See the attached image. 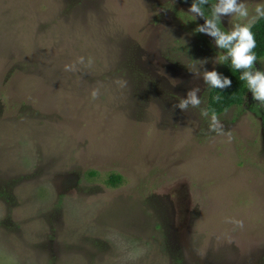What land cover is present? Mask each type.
<instances>
[{"label": "rangeland", "instance_id": "rangeland-1", "mask_svg": "<svg viewBox=\"0 0 264 264\" xmlns=\"http://www.w3.org/2000/svg\"><path fill=\"white\" fill-rule=\"evenodd\" d=\"M238 2L225 32L264 6ZM191 5L0 0V264H264V105L210 130L225 55Z\"/></svg>", "mask_w": 264, "mask_h": 264}, {"label": "clouds", "instance_id": "clouds-1", "mask_svg": "<svg viewBox=\"0 0 264 264\" xmlns=\"http://www.w3.org/2000/svg\"><path fill=\"white\" fill-rule=\"evenodd\" d=\"M208 0H199V2H193L190 9V13L195 17H205L204 10L200 5L206 4ZM256 15L251 18V21L244 24H236L231 32L221 31L219 22L221 21V14H238L239 17L247 19L249 17L248 8L244 3H239L238 0H220V4L213 5L211 18L205 17V24L199 25L196 28V32L210 33L212 36L217 37L216 43L221 49H227V56L231 58L232 66L236 69H244L243 75L240 76L241 80L247 82L249 90L253 94V99L258 101L261 105H264V71H255L253 74L255 62L257 60L256 54L253 49L256 47L255 36L252 32V25L258 18L264 17V6H257L255 8ZM234 42V43H233ZM79 62L83 63L84 57H80ZM89 64L92 63L89 58ZM73 65H65V70H70ZM198 75V74H197ZM204 81L211 87L224 89L226 85H231L232 81L228 78L221 79L217 71H205L203 73ZM116 83L120 87H125L127 82L118 80ZM199 88H194L187 93V98L181 99L176 105L182 111L188 109L189 105L192 107H199L201 99L198 98L197 93ZM92 99H96L99 96L98 89H94L91 93ZM220 97H217L219 100ZM207 110H202L203 116H208ZM223 124L220 122L215 112L211 115L210 130L215 131L219 135H224ZM229 141H231V134H228ZM239 227H243V221H232Z\"/></svg>", "mask_w": 264, "mask_h": 264}, {"label": "trees", "instance_id": "trees-1", "mask_svg": "<svg viewBox=\"0 0 264 264\" xmlns=\"http://www.w3.org/2000/svg\"><path fill=\"white\" fill-rule=\"evenodd\" d=\"M189 1L191 3L199 2V0ZM200 6L204 10L205 17L211 18L213 0H208L206 4ZM205 17H203L204 21ZM219 26L221 28V31L223 32L224 29L222 28L220 22ZM251 30L256 40V47L253 49V51L255 52L257 57L256 62H258L259 60L264 58V17L258 18L255 23H253ZM215 40L217 41V37H215ZM217 47L224 53L225 56H227V49H221L218 44ZM244 71V69L236 70L232 66L230 57L224 59L223 66L219 72V75L222 80L224 78H228L232 81V83L231 85H226L224 89L214 87L210 88L206 106V110L208 111L209 116H211L213 112H215L217 116H220L232 107H239L243 105L245 98L249 92L247 82L240 79V76L243 75ZM217 97H220V99L217 100ZM253 111L257 114L259 113L256 108H253ZM262 124L264 128V117H262ZM118 182H120V178L117 176H111L108 180V184L111 186L118 185Z\"/></svg>", "mask_w": 264, "mask_h": 264}]
</instances>
